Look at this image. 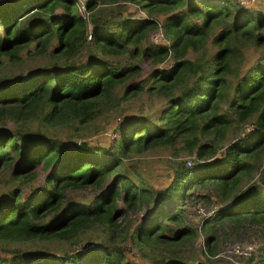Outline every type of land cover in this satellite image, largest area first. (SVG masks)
Instances as JSON below:
<instances>
[{
	"label": "trees",
	"instance_id": "obj_1",
	"mask_svg": "<svg viewBox=\"0 0 264 264\" xmlns=\"http://www.w3.org/2000/svg\"><path fill=\"white\" fill-rule=\"evenodd\" d=\"M78 1L0 0V66L25 48L39 59L0 74V171L9 173L0 264H208L178 254L197 234L181 217L194 182L227 202L216 223L264 231V10L236 0H84L81 10ZM130 2L145 15L128 14ZM160 24L167 42L149 41ZM140 94L159 107L126 114L107 146L85 139ZM158 145L195 158L178 160L164 187L125 164ZM163 203V216L132 225L131 212ZM205 233L214 253L215 225ZM126 241L151 258L135 259ZM252 252L249 263L264 264V242Z\"/></svg>",
	"mask_w": 264,
	"mask_h": 264
},
{
	"label": "rangeland",
	"instance_id": "obj_2",
	"mask_svg": "<svg viewBox=\"0 0 264 264\" xmlns=\"http://www.w3.org/2000/svg\"><path fill=\"white\" fill-rule=\"evenodd\" d=\"M83 1L79 0L80 9L83 10ZM128 14L133 16H142L145 13L138 8L135 3H128ZM264 10V6H263ZM149 41L155 42H167L163 34V29L160 24L158 28L152 31L148 37ZM110 61H114V57L109 58ZM39 63V59L34 57L33 53H30L26 48L21 50V56L14 63H6L3 66H0V74H19L25 73L30 67L35 66ZM143 69L149 71L151 66L144 62L142 64ZM160 103L157 98L147 97L145 94H140V96L133 98L126 107H124L123 115H111L108 118L96 122L92 125H89L87 129L84 130L85 139L92 142L107 146L108 144L113 143L115 140L119 139V130L118 125L121 123V120L126 116V114L133 113H148L154 111L158 108ZM120 118V119H118ZM10 126V125H8ZM238 129H234L232 134L237 135ZM231 134V136H232ZM63 135V133H61ZM178 160L185 161L186 165H191L194 163V156L187 155L185 151L181 148H172L164 146H154L142 153L132 154L125 160V164L128 167L131 173L136 174L140 172L145 180L151 184L153 187L156 186H166L169 182L168 177L173 175V165L176 164ZM190 161V163L188 162ZM264 168V163L261 165ZM261 167H258L255 171L254 177L256 179L260 176ZM8 172L0 171V191L6 188V177ZM5 179V180H4ZM199 183H192L190 187L186 188V195L182 197V210L181 217L184 220V224L190 226L193 229H196V235L191 240H188L184 245H178L179 249L178 254L184 256L187 260H201L208 264H250L248 258L252 259V262H256V258H252V249L245 257L237 256L235 252V247L238 245L240 248L248 247L249 245L258 246L259 243L264 242V231L260 225H249L245 227H233L227 220L222 218L219 223L214 221V216L217 210L225 204L215 198L207 197L208 190L206 188L200 189L198 187ZM30 187V185L25 188ZM196 188L195 190H193ZM198 191H204L203 196H198ZM245 198L240 200L238 203L242 202ZM239 200V199H236ZM167 203L160 204L158 206V211L153 212L152 209H147L149 207L144 206L138 208L136 211L130 213L129 218L132 221V225L135 224V221L139 220L141 217H146V213L156 215L155 213L163 216V210L165 209ZM167 209V208H166ZM207 217H210L208 222L202 224V221ZM215 225V230L217 229V247L215 248L214 253H210L204 243L205 231L206 228L211 225ZM169 227L175 229L179 225L176 222H167ZM166 233H170V230L165 227ZM254 243V244H253ZM125 247L129 250L130 255L134 256L135 259L146 262L149 257L147 254H141V252L130 246L128 241L123 243ZM173 247V246H171ZM252 254V255H251ZM156 256V254H154ZM251 255V256H250ZM250 256V257H249ZM248 261V262H247Z\"/></svg>",
	"mask_w": 264,
	"mask_h": 264
},
{
	"label": "built area",
	"instance_id": "obj_3",
	"mask_svg": "<svg viewBox=\"0 0 264 264\" xmlns=\"http://www.w3.org/2000/svg\"><path fill=\"white\" fill-rule=\"evenodd\" d=\"M236 1H238L240 4L245 5V6H254L257 3H261L264 5V0H236ZM188 162L190 163L189 160H188ZM251 249H252V251L255 249V244L253 246L249 245L248 247H244L243 249L237 245L235 247V252H236L237 256L240 255V257H245V255L248 254ZM239 263H240V260H239L238 264Z\"/></svg>",
	"mask_w": 264,
	"mask_h": 264
},
{
	"label": "crops",
	"instance_id": "obj_4",
	"mask_svg": "<svg viewBox=\"0 0 264 264\" xmlns=\"http://www.w3.org/2000/svg\"><path fill=\"white\" fill-rule=\"evenodd\" d=\"M254 6H256V7H261L262 9H263V4H261V3H257L256 5H254Z\"/></svg>",
	"mask_w": 264,
	"mask_h": 264
}]
</instances>
